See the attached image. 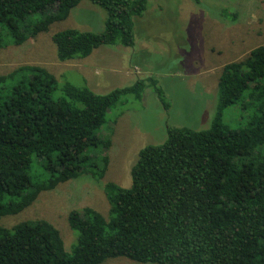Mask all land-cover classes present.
Here are the masks:
<instances>
[{
	"label": "trees",
	"instance_id": "obj_1",
	"mask_svg": "<svg viewBox=\"0 0 264 264\" xmlns=\"http://www.w3.org/2000/svg\"><path fill=\"white\" fill-rule=\"evenodd\" d=\"M80 1L0 0V48L48 30ZM91 1L106 10L104 29L53 32L59 60L86 57L104 44L135 46L136 17L149 0ZM80 77L79 85L67 76L60 81L39 64L0 74V218L60 182L82 174L100 181L110 161L103 128L115 121L111 110L143 99L147 87L170 104L154 74L106 93ZM232 107L240 114L235 125L224 115ZM131 175L130 186L103 184L108 216L88 205L69 211L77 234L70 250L45 218L0 223V264H112L111 256L264 264V43L224 64L208 127L168 126L165 141L139 150Z\"/></svg>",
	"mask_w": 264,
	"mask_h": 264
},
{
	"label": "rangeland",
	"instance_id": "obj_2",
	"mask_svg": "<svg viewBox=\"0 0 264 264\" xmlns=\"http://www.w3.org/2000/svg\"><path fill=\"white\" fill-rule=\"evenodd\" d=\"M223 9L230 16H221ZM105 19L104 7L81 0L67 18L53 22L48 30L22 44L0 48V74L21 64H39L60 81L67 76L66 80L77 85L82 84V73L99 93L131 85L138 76L154 74L170 103L165 107L147 87L143 99H131L126 106L111 110L109 117L115 121L103 128L111 138L110 161L100 181L82 174L60 182L53 189L41 191L19 212L0 218L7 227L45 218L60 230L67 250L77 235L68 222L69 211L88 205L108 216L110 204L103 184L113 181L130 186L139 150L165 141L168 126L208 127L215 115L224 64L245 57L264 43V0H149L145 13L136 17L134 47L116 42L100 45L86 57L58 59L53 32L67 27L101 31ZM224 115L233 125L240 116L234 107L226 109ZM107 261L158 264L126 256H111Z\"/></svg>",
	"mask_w": 264,
	"mask_h": 264
}]
</instances>
